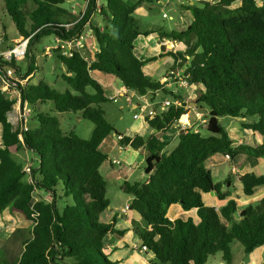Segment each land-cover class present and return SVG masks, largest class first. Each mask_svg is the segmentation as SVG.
<instances>
[{
    "label": "trees",
    "instance_id": "16d2710c",
    "mask_svg": "<svg viewBox=\"0 0 264 264\" xmlns=\"http://www.w3.org/2000/svg\"><path fill=\"white\" fill-rule=\"evenodd\" d=\"M161 1L101 0L98 11L93 0L83 19L68 31L65 24L78 18L65 6L67 0H0V14L11 17L19 34L34 35L30 47L43 37L72 38L84 31L94 14L101 18V23L91 26L96 46L91 61L79 51L69 56L55 51L54 57L65 67L62 78L69 86L65 92L45 81L23 87L8 71L13 70L20 81L26 80L35 71L32 59L25 73L20 61L0 59L2 73L17 84L23 104L32 107L37 123L25 130L15 127L8 114L16 100L8 98L0 84V217L17 213L33 227L20 259L0 256V264H118L104 248L108 234L122 232L115 224L101 221L110 206L109 182L100 171L109 157L101 145L113 134L124 135L122 146L149 152L145 180L124 182L121 190L133 197L130 209L144 223L136 230L142 247H147L150 264H207L219 253L224 264H234L235 241L248 256L264 246V197L240 211L235 200L216 209L206 206L202 198V192H214L220 201L229 196L223 188L230 179L216 183L206 166L211 156L264 158V2L260 6L258 0L203 1L188 5L192 20L187 28L145 32L186 41V53L166 54L183 62L186 56L191 57L187 72L191 87H198L196 108L207 113L204 128L208 136L193 129L182 131L177 145L164 151L169 142L154 133L169 130L181 119L188 112L185 103L146 118L148 128L143 135L121 134L106 119L101 105L111 99L94 72L116 76L138 96L162 91L172 99H181L145 73V61L135 51L134 42L141 34L135 16L138 8ZM3 34L8 37L6 31ZM49 103L51 109H38V105ZM57 113L80 114L91 121V138L65 132ZM226 117L240 119V126L260 134L263 142L256 146L236 144L222 125ZM24 149L37 159L32 182L14 157ZM240 182L244 195L253 196L257 188L264 187V175L247 173ZM172 204H181L186 211L196 209L199 223L193 219L171 221L168 211Z\"/></svg>",
    "mask_w": 264,
    "mask_h": 264
},
{
    "label": "rangeland",
    "instance_id": "374dc122",
    "mask_svg": "<svg viewBox=\"0 0 264 264\" xmlns=\"http://www.w3.org/2000/svg\"><path fill=\"white\" fill-rule=\"evenodd\" d=\"M83 1L84 0H67V3L65 4L66 7L71 8L72 15L75 18H78L81 13V6L75 7V4L83 3ZM203 1L210 0H199L197 2V5H200V3H202ZM257 2L258 5L261 6L263 5L264 0H258ZM182 3H185V0H165L154 4H144L143 6L139 7L136 12L135 16L139 22V27L141 31V34L137 37L134 42V45L136 47V54L139 58L143 59V61L147 60V58H150L145 61V68H147V66L151 63H158L159 70L157 71V73L155 72L154 75H150V77L154 81H159L161 79V74L164 73V70L166 68H168L170 62L172 61V58L167 54L161 56L158 51L154 50L156 48L161 50V48L158 43L152 41V34L145 35V32L155 31L158 29H163L166 31L180 30L181 28L178 27V25L181 24L180 19L185 18L182 10L179 9V6ZM187 7L188 4L184 6V9H187ZM165 13L169 16H173L174 18H164L163 15ZM98 23H101V18L98 14H94L84 27V32L87 33L88 31L92 30L91 26L93 24ZM0 31L4 41L1 46L3 50L12 48L19 42L20 39L23 38V36H21L18 30L16 29V26L11 17L9 15H6L4 12H1L0 14ZM4 31H6L8 37H4ZM90 41H95V38H88V40H86L87 44L83 54L86 56H84L86 59L91 61L92 58H89V54H93V52H90V49L95 48L96 46L90 45ZM181 43H186V41H183ZM88 46L90 48H88ZM54 47L55 43L52 37L40 38L39 41L33 43L32 47H30L29 43L27 54L25 58L19 62V65L24 68L25 73L27 72V68L30 64V59H32V63L35 68L34 73L23 82L19 80V75H16L13 70H10L9 74L11 75V77H13V79L18 81L19 83L22 82L21 85L23 87L29 84H37L40 81H45L53 89H56L59 92H65L69 88L68 84L62 78V75L65 73V67L56 57H54V55H56V50ZM28 53H30L29 57ZM116 82L117 85H122L119 80H116ZM9 89V92H5L6 96L8 98L16 100L13 110L10 112L9 115V119L11 120V122L15 125L16 128L35 127L37 123L34 120V113L32 111V107L30 105L29 107H27L31 110L30 112L25 110V106L23 105V102H21V98H19L20 95L17 89V85L12 84V88L9 86L8 90ZM188 92L196 93V89L192 86L188 90ZM149 96L151 97V100L149 99L150 101H154L155 99L158 101H163L167 99L172 100L169 95H166L162 91L157 92L155 95L150 94ZM130 97L132 100L131 103L128 102L126 98H118L117 102L110 100L101 105V107L105 111L106 119L121 134L132 135L135 132H142V127L143 125H145L146 122L145 117L147 115V112L141 109V107L135 108V104L138 105L141 100H139L138 97L135 95H130ZM192 102L194 103V101L188 100V98L185 97L184 102L182 100V105L183 103H185L187 110H189L190 108H192L191 106H189V104ZM51 108V103L47 104L46 106L42 104H40V106L38 105L39 110H48ZM197 112L198 114H202L204 118L205 114H207L206 110L203 112L204 114L198 111V109ZM56 115L58 116L61 122V127L65 132H74L77 136L86 140L91 138L92 132L94 130V124L91 121L81 118L80 114L75 113H57ZM135 115H139V118H135ZM221 122L222 125L225 126L228 130H232L233 127H237L239 125L238 121H236L234 118L226 117L223 118ZM204 126L205 124H200L199 130L204 136H208L209 134L205 130ZM137 155L138 154L134 152H128L126 155L121 157L122 159H120L121 162H123L124 160V162L128 166H132V168H137L136 175L134 176L131 182H143L145 180L144 177H142L146 166L145 157L140 155L137 157ZM14 157L18 160V162H20L24 166V168L29 165V163H31L33 167H36L37 165L36 156L31 151H27L24 149L20 153L14 155ZM231 167V162H226L222 164L220 166V173L214 175L215 182L218 183L222 180H225V178H228L231 174ZM234 171L236 172V169H234ZM101 172L102 174H105L104 171ZM26 179L29 182H32V174H27ZM107 180L109 182L107 197L110 200H113L114 202V197H116L115 195H124V192L121 190V186L124 181L113 179ZM233 192L234 195L237 197L236 187H233ZM38 197L39 195L37 194V198ZM255 201L258 202L259 200H245V203H242L240 205L239 211L241 210V208L251 203H255ZM170 209L171 207L169 208L168 215H170ZM239 211L235 214V218L237 220L240 218ZM193 221L195 223H199L198 217L193 216ZM32 230V222L26 220L23 216L18 215L17 213H7L5 216H3L0 220V256L7 257L11 261H18L24 251L25 242L32 238ZM232 249L235 256L234 264H264V246H258L255 251L249 256L245 254L243 246L238 241H235L233 243ZM207 264H224L222 260V254L219 253L215 256L210 257Z\"/></svg>",
    "mask_w": 264,
    "mask_h": 264
},
{
    "label": "crops",
    "instance_id": "0c3cea01",
    "mask_svg": "<svg viewBox=\"0 0 264 264\" xmlns=\"http://www.w3.org/2000/svg\"><path fill=\"white\" fill-rule=\"evenodd\" d=\"M162 1H165V0H162ZM198 1L199 0H185V3H182L179 6V9L182 10L183 15L185 17L184 19L183 18L180 19L181 24L178 25V27L181 28L180 30L187 28L189 23L192 20L190 11L188 9H184V6L186 4L195 5L197 4ZM152 38H153L152 40L153 42L159 44L161 50H159L158 48L156 49L153 48V49L158 51L161 54V56H164L168 51H166V49L161 46L160 41L162 38L159 35V33L158 32L152 33ZM90 42H91L89 43L90 45H93V46L95 45V41H90ZM177 42L179 46V51L181 53H186L187 48H188L187 45L179 41ZM88 48L90 47L88 46ZM91 51L93 52V54H89V58L93 59L94 53L96 51V47L90 49V52ZM170 57L172 58V61L170 62L168 68L164 70V73L161 74L162 76L159 82H162L163 77H165V75H167V73L171 69L178 66L176 60L172 56ZM148 59L150 58H147V60ZM147 60H144V61H147ZM188 63L189 62H187V64ZM144 70L148 76L154 75V73L155 72L157 73V71L159 70L158 63H151L147 66V68L144 67ZM148 71H149V74H148ZM93 75L101 83L102 87L104 88L105 92L110 98L115 96L119 91L126 88L123 84L121 86L117 85L116 80L118 81L119 79L114 75H109V74H105L102 72H94ZM194 88L197 89L198 87H194ZM188 90L181 92V95H180L181 100H185V97H186L188 98V100L194 101L196 99V93L194 92L190 93L188 92ZM129 92L132 95L139 97L135 92L130 91V90ZM150 98L151 97L149 95L145 96L144 100H141L138 106L142 105L143 107H145L146 105H150L151 103L154 106V108L157 110V112H159V110H161L162 108V103L165 100L158 101L155 99L154 101H150L151 100ZM194 104L195 103L193 102L189 104V106L192 107L188 110L189 122H190L189 130L193 129L194 131H200L199 126L203 122H202V119H200V117L198 116L197 110L193 108ZM135 108H137L136 104H135ZM235 120L238 121L239 125L237 127H233L232 130L230 128H229L230 130L228 129L227 130L229 132L231 139L234 140L236 144L256 146L263 142V137L260 134H258L257 132L243 129L240 126L241 120L240 119H235ZM147 128H148V125L145 122V125H143L142 127V132H135L132 135H136V134L143 135L147 132ZM181 132L182 130L178 129L177 124H176L172 126L169 130L162 131V132H155L154 134L160 140L169 142V145L164 150L166 152H169L177 145L178 138ZM125 135H129V134H125ZM101 150L104 153H106L109 157V160L106 161L100 169V171L105 172L103 176L106 179H110V180L113 179V180H120V181L123 180L124 182L132 181V179L136 175L137 168H132V166H128L124 162V160L120 165H115L112 163V161L114 159H122L121 157L126 155L128 152H134L138 154L137 157L139 155L145 157V161L148 155V151L145 148L135 150L129 147H122L120 142L117 141L116 139V134L109 136L102 143ZM226 162L232 163L231 174L228 178H225V180H222L218 183H224L227 179H230V184L224 185V188H223V190L229 192V196L225 201H220L216 197L215 194H212L210 192L209 193L202 192V198L206 206L215 207L216 209H219L224 204H226L228 200H235L238 202L240 206L242 203H245V200H249V201L254 200V199L260 200L261 198L264 197V187L257 188L253 196L244 195L243 186L240 182V177L247 173H253L256 175H264V158L262 157L254 158V157L247 156L246 154H239L232 160L226 154H222V153L215 154L211 156L206 162V166L211 170L213 178H214V175L220 173L221 171L220 166ZM234 169H236V172L234 171ZM142 177H144V179L146 178L145 170H144ZM233 187L237 188V197L234 195ZM123 194L124 195H120V196L115 195L116 197H114V202L113 200H110L108 198L110 201V206L107 209V211L101 216L102 222L113 223L115 224L116 229L122 232L121 234L120 233L119 234H116V233L108 234L105 240L104 251L110 257L112 261L117 262L119 264H129V263L130 264H150L149 263L150 256L146 252L143 253L141 251V247H142L141 239L136 230V227L138 226L144 227V223L142 222L141 217L136 212L132 211L131 209L126 211L127 206L132 203L133 197L126 193H123ZM6 214H4L3 216H5ZM3 216L0 217V220ZM193 216L198 217L197 210L193 209L190 211H186L183 209L181 204L172 205L170 209V215H168L170 220H174V221L175 220L187 221L189 219H193ZM199 220L200 219L198 217V221Z\"/></svg>",
    "mask_w": 264,
    "mask_h": 264
},
{
    "label": "built area",
    "instance_id": "2783aa9c",
    "mask_svg": "<svg viewBox=\"0 0 264 264\" xmlns=\"http://www.w3.org/2000/svg\"><path fill=\"white\" fill-rule=\"evenodd\" d=\"M92 1L93 0H84L83 3L75 4V7L81 6V8H80L81 13H80V15L76 21H74L72 23L65 24V28L68 31L71 30L75 24H77L78 22H80L83 19L87 10L89 9L90 5L92 4ZM94 1L96 3L97 10L99 11L101 4H102L101 0H94ZM163 17L166 19H173V17L169 16L166 13L163 15ZM33 36L34 35H31L29 37H23L22 39L19 40V42L16 45H14L12 48H9L6 50L1 49V46H2L4 41H3V39H0V59L3 58L4 60H7V61H11L14 59L16 61L23 60L27 54L28 45H29L30 40ZM93 37H94V34H93L92 30L88 31L87 33L84 31L80 32L77 35H75L74 37L69 38V39H61V38L57 37L54 40V43H55L54 48L56 51H60V53L64 56H69L73 51H79V52L83 53L85 50V47H86V40H88V38H93ZM160 44L162 47H164L166 49V51L174 52V53L180 52L178 43L175 40L162 38L160 41ZM185 58H186V61L190 63L191 57L186 56ZM176 62H177L178 66L171 69L167 73V75H165V77H163L161 83L163 84L165 89L171 91L176 96H180L182 91H185V90H188L191 88V84H190V80H189L190 75L187 72V68H188L189 63L187 64V62H183V59H178ZM182 62L184 63L183 65H181ZM9 71H8L9 77L13 78L9 74ZM23 81H25V80H23ZM16 82L18 83V81H16ZM22 82H21V84H22ZM0 84H1V88H2L3 92H9L10 89L8 90V88H9V86L12 88V84L17 85L16 83H11L7 78H5L1 69H0ZM18 92H17V95H18ZM19 95H20L19 98H21L20 92H19ZM130 95H132V94L129 92V90L127 88H124L123 90L119 91L115 96L111 97L110 99L113 100L114 102H117L118 98H126V100L131 103L132 100H131ZM144 98H145V96H139L138 97L139 100H144ZM21 100H22V98H21ZM23 105L25 106V110H27L28 112L31 111L30 109L27 108V107H29L28 103H25ZM172 105L181 107L182 106V100L180 98H176V99H172V100L167 99L162 103L161 110L166 111ZM140 107L145 112H147L145 119L149 118V117H153L157 114V110L154 108V106L151 103H150V105H146L145 107H143L142 105H139V106L137 105V108H140ZM193 108L195 110H197L195 104L193 105ZM9 115H10V113L8 114V116ZM185 115L188 116V119H189L188 112ZM198 116L200 117V119H202L203 124H205L207 121L206 118H204L202 114H198ZM135 118L138 119L139 115H135ZM176 124H177L178 129H181L182 131L189 130V128H190V122L183 123L181 121V119L177 120L174 123V125H176ZM22 129L25 130L26 128L23 127ZM20 139L23 142L22 135H20ZM116 139H117V141L120 142L121 140L124 139V135H120V136L116 135ZM122 147H124V146H122ZM112 163L115 165H120L122 162L120 159H114L112 161ZM32 169H33V165L31 163H29V165H27L24 168V171L27 174H32ZM130 205L127 206L126 211L130 210ZM171 221H174V220H171ZM141 251L143 253H145L147 251V247L143 246L141 248Z\"/></svg>",
    "mask_w": 264,
    "mask_h": 264
},
{
    "label": "bare ground",
    "instance_id": "6f19581e",
    "mask_svg": "<svg viewBox=\"0 0 264 264\" xmlns=\"http://www.w3.org/2000/svg\"><path fill=\"white\" fill-rule=\"evenodd\" d=\"M181 121L183 123H188L189 122L188 116L184 115V117L181 118Z\"/></svg>",
    "mask_w": 264,
    "mask_h": 264
},
{
    "label": "water",
    "instance_id": "95a60500",
    "mask_svg": "<svg viewBox=\"0 0 264 264\" xmlns=\"http://www.w3.org/2000/svg\"><path fill=\"white\" fill-rule=\"evenodd\" d=\"M148 154H149V152H148ZM212 194H214V192H211Z\"/></svg>",
    "mask_w": 264,
    "mask_h": 264
}]
</instances>
